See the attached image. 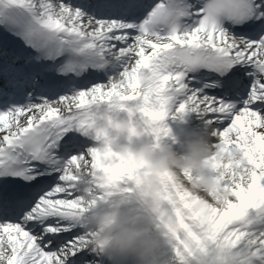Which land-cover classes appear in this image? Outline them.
<instances>
[{"label": "snow or ice", "instance_id": "snow-or-ice-1", "mask_svg": "<svg viewBox=\"0 0 264 264\" xmlns=\"http://www.w3.org/2000/svg\"><path fill=\"white\" fill-rule=\"evenodd\" d=\"M102 109L238 154L211 198L164 182L171 264H264V0H0V264H104L77 173L103 204L145 194L95 130Z\"/></svg>", "mask_w": 264, "mask_h": 264}, {"label": "clouds", "instance_id": "clouds-1", "mask_svg": "<svg viewBox=\"0 0 264 264\" xmlns=\"http://www.w3.org/2000/svg\"><path fill=\"white\" fill-rule=\"evenodd\" d=\"M95 115V130L105 144L118 156L141 166L140 191L145 195L141 199L116 196L103 204L95 183L85 171H79L78 192L89 206L84 229L103 255L104 264H171L168 237L163 227H158L161 221L156 212L162 206L158 194L164 182L174 178L194 194L211 198L210 194L220 185L215 165L234 161L238 154L215 147L214 133L196 124L185 125L182 133L173 127L168 135L174 139L162 137L156 141L135 118V112L102 109ZM185 173L191 174L190 181Z\"/></svg>", "mask_w": 264, "mask_h": 264}]
</instances>
